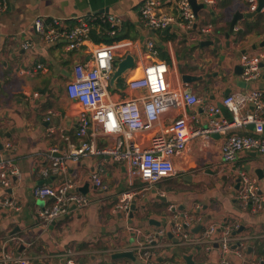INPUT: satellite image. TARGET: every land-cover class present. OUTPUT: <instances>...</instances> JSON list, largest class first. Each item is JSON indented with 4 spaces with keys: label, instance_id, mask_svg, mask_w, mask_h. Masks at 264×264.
Masks as SVG:
<instances>
[{
    "label": "crops",
    "instance_id": "1",
    "mask_svg": "<svg viewBox=\"0 0 264 264\" xmlns=\"http://www.w3.org/2000/svg\"><path fill=\"white\" fill-rule=\"evenodd\" d=\"M6 1V9L0 12V142L13 145L10 156L15 159L21 180L12 189L0 190V197L14 198L21 208L0 217V254L14 252L29 264H134L113 255L131 251L139 262L132 251L137 242L162 230L164 235L153 248L152 264H187L188 257L193 264H264V208L253 212L242 208L237 200L241 187L238 169L255 178L258 191L264 192V156L245 152L232 163L223 162L222 136L191 138L185 152L173 158L175 175L149 186L132 178L128 166L102 155H88L78 161L66 159L61 176L42 179L37 172L48 165L46 154L51 148L57 149L56 157H64L80 146L81 139L76 136L79 105L68 98L66 85L72 79L74 65L90 58L97 47L116 43V61L126 55L135 59L134 68L115 86L109 83L111 99L137 95L139 92H130L125 82L140 77L147 64L164 62L169 67L168 82L179 93L189 91L203 98L206 106L222 107L226 92L260 90L264 94L262 65L259 77L252 82L243 81L242 74L236 72L242 56H264V13L250 12L245 0H196L204 8L195 15V30L188 33L181 27L177 0H159L160 11L174 19L164 32L140 24L138 9L144 0ZM236 13L245 17L227 37ZM101 16L119 18L117 30L123 38L95 43L94 35L101 38L104 29H109L108 23H98L80 48L69 50L65 39L53 44L41 42L33 28L37 18L58 20L60 27L70 28L78 19ZM201 26H211V34L199 35ZM27 40L32 42L30 49L23 48ZM148 42L153 43L156 55L148 51ZM201 42L212 44L201 47ZM183 75L200 80L185 84ZM205 105H182L164 115L159 126L184 117L192 128L205 127ZM221 109L223 116L231 119L230 112ZM246 133L253 135V129L248 127ZM137 139L141 146L149 145L148 136ZM84 141L103 147L110 139L88 136ZM95 171H99L104 188L92 182ZM66 179L74 182L75 191L85 195L89 205L41 225L34 213L44 202L34 197L33 187L56 185ZM127 191L136 193L135 210L127 216L115 213L116 202ZM170 206L175 210H169ZM185 217L192 219L188 231L191 237L200 235L210 224L236 226L231 252L223 256L215 244L192 246L181 241L172 230V221L180 222ZM198 225L202 228L195 231Z\"/></svg>",
    "mask_w": 264,
    "mask_h": 264
},
{
    "label": "built area",
    "instance_id": "2",
    "mask_svg": "<svg viewBox=\"0 0 264 264\" xmlns=\"http://www.w3.org/2000/svg\"><path fill=\"white\" fill-rule=\"evenodd\" d=\"M206 1V0H205ZM250 12H256L258 0H245ZM159 0H144L138 9L140 24L155 31L168 28L174 19L160 11ZM181 18V27L186 32L195 30L197 18L189 0H177ZM7 7L6 0H0V12ZM260 12L264 13V5ZM98 23L109 24V34L115 35L120 20L114 16L88 17L78 19L70 27H60L58 20L45 21L37 18L33 28L39 40L53 44L59 38L68 42L69 50L80 48L88 39L93 26ZM211 26H201L199 35L211 34ZM116 43L105 44L96 48L87 60L73 67L72 79L66 85L67 96L79 105L76 136L81 139L78 149L67 156L56 157V148L46 154L48 165L38 168L42 179L61 176L65 172V161H78L88 155H102L114 162L128 166L132 178H138L145 185H153L175 175L173 158L185 152L189 140L197 136L217 134L222 136L221 159L232 163L242 153L256 152L264 156V94L260 90L237 91L222 98L221 106L230 112L231 119L223 116L222 107L206 106L203 98L189 91L179 93L168 82L169 67L164 62H153L144 66L140 77L125 82L130 92H139L135 96L111 99L109 83L116 62ZM32 42L24 41L23 48L30 49ZM147 49L152 55L156 50L152 42ZM155 57V56H153ZM260 65L264 67V56H242V79L255 81L260 75ZM40 67V66H39ZM204 106L207 113V125L192 128L184 117L172 119L164 127L159 126L164 115L178 109ZM248 109V110H247ZM197 121V120H196ZM253 126V135L246 133L248 126ZM51 132V130H49ZM149 137V145L141 146L137 136ZM88 136L109 138V144L97 147L94 143L84 141ZM0 190L12 189L16 181L21 180L15 159L10 156L13 145L9 141L0 142ZM241 181L237 200L242 208L259 212L264 208V192L260 193L257 181L238 169ZM91 180L97 188H104L99 171L91 174ZM32 194L43 205L36 209L35 219L44 226L70 214L71 210H83L89 205V199L75 191L72 180L66 179L56 185H39L32 189ZM135 192H124L116 202L113 211L128 215ZM21 206L17 200L8 196L0 197V217L6 211L18 212ZM169 210H175L170 206ZM200 219V218H197ZM193 226L192 219L185 217L180 222L172 221V230L180 240L188 245H217L221 254L227 256L233 244V232L236 226L230 224H210L200 235L191 237L188 233ZM218 232V234H217ZM164 232L147 234L133 248L139 264H152L153 248L156 240ZM18 242V238H10ZM30 262L11 251L0 254V264H29ZM71 262H68V264Z\"/></svg>",
    "mask_w": 264,
    "mask_h": 264
},
{
    "label": "water",
    "instance_id": "3",
    "mask_svg": "<svg viewBox=\"0 0 264 264\" xmlns=\"http://www.w3.org/2000/svg\"><path fill=\"white\" fill-rule=\"evenodd\" d=\"M189 3L192 7V10L194 12V14L196 15L197 12L204 8V5L203 4H197L196 0H189ZM264 5V0H258V7H257V10H256V13L257 12H260L262 7ZM255 13H252V16L254 15ZM243 14H239V13H236L234 14V16L232 17V20L230 22V25H229V30H228V33H227V37L233 33L234 31V27L235 25L237 24V22L241 19H243ZM168 31V28H166L164 30V32H167ZM212 43L211 42H201L199 44V46L203 47V46H207V45H211ZM135 66V59L133 56L131 55H126L124 58H122L121 60L119 61H116L114 63V70H113V73H112V77L110 79V87H113L115 86L116 82L122 78L128 71L132 70ZM261 66V65H260ZM236 72H238V75H241L242 72H243V68L242 66L238 68V71L236 69ZM196 80H200L199 78H196V77H193V76H189V75H183L182 76V82L185 83V84H190L191 82H194ZM228 95V92L225 93L224 96H227ZM221 106V105H220ZM250 128L253 129V126H248ZM256 174L261 177L260 175V172L257 171ZM159 198V197H158ZM161 200L165 201V198H161ZM135 201H132L131 203V206H130V214L132 215L133 211L135 210ZM180 209H182L180 207ZM202 228L201 225H198L196 228H195V231H198ZM169 237H171V235H169ZM22 249V248H20ZM114 258H127L129 260H131L132 262H134V264H139V262L136 260L135 256L133 255V253L131 251H125V252H119V253H116L113 255ZM187 264H193V262L191 261V258L188 257L187 258Z\"/></svg>",
    "mask_w": 264,
    "mask_h": 264
},
{
    "label": "trees",
    "instance_id": "4",
    "mask_svg": "<svg viewBox=\"0 0 264 264\" xmlns=\"http://www.w3.org/2000/svg\"><path fill=\"white\" fill-rule=\"evenodd\" d=\"M98 24H96L97 26ZM108 28L104 29L105 31L107 30ZM109 30V29H108ZM107 30V31H108ZM104 31L105 35L101 36V38L98 36V35H94V37L92 38L93 41L95 43H101V42H104V43H110L113 39L115 40H120L121 38H123V36H121V31H117V33L114 35V36H109V34L107 35L106 32ZM94 34V32H92ZM92 34V35H93Z\"/></svg>",
    "mask_w": 264,
    "mask_h": 264
},
{
    "label": "rangeland",
    "instance_id": "5",
    "mask_svg": "<svg viewBox=\"0 0 264 264\" xmlns=\"http://www.w3.org/2000/svg\"><path fill=\"white\" fill-rule=\"evenodd\" d=\"M168 182H171V181H168Z\"/></svg>",
    "mask_w": 264,
    "mask_h": 264
}]
</instances>
